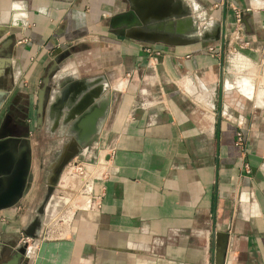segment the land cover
Wrapping results in <instances>:
<instances>
[{"label": "crops", "instance_id": "1", "mask_svg": "<svg viewBox=\"0 0 264 264\" xmlns=\"http://www.w3.org/2000/svg\"><path fill=\"white\" fill-rule=\"evenodd\" d=\"M182 1L200 20L191 41L168 44L116 32L127 0H0V43L12 36L2 107L25 98L31 130L27 185L0 209V241L32 244L27 264H264V0ZM43 77L46 104L72 91L76 110L96 79L113 99L92 137L103 171L77 187L59 175L32 237Z\"/></svg>", "mask_w": 264, "mask_h": 264}, {"label": "water", "instance_id": "2", "mask_svg": "<svg viewBox=\"0 0 264 264\" xmlns=\"http://www.w3.org/2000/svg\"><path fill=\"white\" fill-rule=\"evenodd\" d=\"M127 1V9L114 14L110 19L111 24L119 27L116 32L131 38L168 44L191 41V38H185V34L189 31L188 26L190 29H196V25L182 0ZM216 32V38L218 35H223L222 31L219 34V28ZM11 41L12 36L9 35L0 43V76L6 71L10 62L9 51L2 49ZM98 80L100 79L94 80L93 93L81 101L79 108L74 110L69 108V105H65L60 111V114L62 112L66 114L65 120L62 121L68 123L66 128L72 136L61 143L55 158L49 164L45 177V190L31 220L32 230H24L28 236L37 235L44 215V205L57 184L63 166L96 134L99 122L104 119L112 103V92L110 90L103 92L105 83ZM45 84L46 77H43L36 93L37 121L40 120ZM10 88L11 86L0 85V106ZM62 97L63 101L69 99L67 93L62 94ZM70 102L73 100L71 99ZM27 132V125L19 132L14 128L6 129L4 122L0 123V209L13 205L26 188L31 160ZM20 245L11 249L0 241V264H18L21 259L26 258L29 250L25 252L24 249L28 244L23 241Z\"/></svg>", "mask_w": 264, "mask_h": 264}, {"label": "rangeland", "instance_id": "3", "mask_svg": "<svg viewBox=\"0 0 264 264\" xmlns=\"http://www.w3.org/2000/svg\"><path fill=\"white\" fill-rule=\"evenodd\" d=\"M198 20H200V19H198V18L194 19L195 25L197 24ZM54 91H57V90H54ZM54 91L51 92V95ZM51 95H50V99H49V105L52 109L54 119L60 120V118H61V120H64V113L62 112L60 114V111L63 109V107L59 106V105L54 106V104H53L54 102H52ZM24 100L26 102L25 98H24ZM69 106H70L69 108H71L70 104H69ZM31 115H33V114L31 113ZM37 127L38 128L32 129V135H31V138L34 137V139H36V141L38 140V142L33 144L34 156H33V161H32L33 171L35 170L37 173H39V183H38L39 194H38V198L36 199V204L39 201V199L41 198V195L45 190V177H46L48 170H47V168L45 169L44 164L53 158V156L55 155L56 149H58L60 147L59 146L60 145L59 138L61 139V137H62V136H57L55 134L56 131H53L54 129L49 130L47 128V126H45L44 123L39 124V126H37ZM63 136H65V135H63ZM57 137H59V138L57 139ZM27 138L29 140L28 136H27ZM92 140H93V138L82 149H80V151H78L74 156H72V158H70L69 161L63 166V168L60 172V176H61V178H63V179L65 178V179L64 180L61 179V181L59 182L60 187H66V186L77 187V181L79 178L78 175H80V174L83 175L84 173H86L87 177H88L89 175L99 174V171H103V169H104V167H103L104 153L103 152L104 151H98L97 152L96 148L92 144V142H93ZM29 144H30V142H29ZM30 149H31V145H30ZM30 153H31V151H30ZM41 162H42V165H40ZM81 171H84V173ZM60 176H59V178H60ZM57 188H59V186H57ZM53 192H55V191H53ZM76 198L77 197L72 196L70 199L66 200V203H68L69 205L72 206L73 204L77 203V201H75ZM87 202H88V198L86 197L83 205H86V204L88 205ZM46 217H47V215L44 218L46 219ZM39 229H40V227H39ZM39 229L37 231V234L39 233ZM25 230L28 231V229H25ZM19 243H21V242H19ZM17 246H21V245L18 244ZM28 247H30L28 249L30 252L32 244H28Z\"/></svg>", "mask_w": 264, "mask_h": 264}, {"label": "flooded vegetation", "instance_id": "4", "mask_svg": "<svg viewBox=\"0 0 264 264\" xmlns=\"http://www.w3.org/2000/svg\"><path fill=\"white\" fill-rule=\"evenodd\" d=\"M46 99H47V95L45 93L43 96L40 118L47 117L49 120L48 127H50L53 120H54V116H53L52 109H51L50 105L46 104ZM0 110H1L0 111V123L4 122L6 129L14 128L16 131L21 132L22 130H24L25 125H27L28 126V132L26 133V135L28 136L30 134L31 130H30L29 121H28L29 110L27 108V105L25 104V100L24 101L22 100V102L20 104H15L13 102L8 103V105L6 107H2V104H1ZM36 116H37V113L35 111V115H34L35 122H34L33 128H38L37 127L38 125L36 124L37 123ZM57 121H58V125L53 131H56L55 134L57 136H62L61 139L59 137H57V139L59 138V143L61 145L62 142L66 141L68 138H70L72 136V133L70 131H68L66 128L68 123L63 122L61 120V118H60V120L58 119ZM63 135H65V136H63ZM59 148L56 149L55 155L53 156V158L44 164L45 169L47 168V170H48L49 164L55 158ZM30 163H31V160H30ZM40 165H42V162L40 163ZM29 167H30V165H29ZM30 224H31V221L29 222V224L27 225V227L25 229H28V230L32 229V226H30ZM27 262H28V256L26 258L21 259L18 264H27Z\"/></svg>", "mask_w": 264, "mask_h": 264}, {"label": "built area", "instance_id": "5", "mask_svg": "<svg viewBox=\"0 0 264 264\" xmlns=\"http://www.w3.org/2000/svg\"><path fill=\"white\" fill-rule=\"evenodd\" d=\"M236 18L239 19V14L238 13H236ZM244 42H246V41H244ZM209 48H211V47H209ZM144 50L147 53H149V54H159L160 53V50L159 49L154 48V47H151V46H145L144 47ZM234 143L236 145H238L239 147H243V144H242L243 143V141H242V134H241V132L239 130H237L236 133H235ZM260 158H261L262 164L264 165V148H263V150L261 152ZM243 165H244L245 168L248 169V166H247L246 163H244ZM81 172L84 173V171H81Z\"/></svg>", "mask_w": 264, "mask_h": 264}, {"label": "bare ground", "instance_id": "6", "mask_svg": "<svg viewBox=\"0 0 264 264\" xmlns=\"http://www.w3.org/2000/svg\"><path fill=\"white\" fill-rule=\"evenodd\" d=\"M72 91L69 93V94H67V96L69 97V99H68V101H67V99L65 100V101H63V97H62V99L59 101L57 98L55 99V98H53V100H52V102H54L53 104H54V106H58V103L60 102V104H62V106H65V105H67L68 103H69V101H71V99L73 100V102H70L69 104L70 105H72V103H74L75 102V100H74V98H73V95H72ZM80 102V101H79ZM64 104V105H63ZM69 111L71 110V109H68ZM72 111V110H71ZM65 117H66V114L64 115V120H65ZM30 231L32 230V229H29ZM28 230V231H29ZM30 248V247H29ZM29 248H26V249H24L25 250V252H26V250H28ZM23 249V248H22Z\"/></svg>", "mask_w": 264, "mask_h": 264}]
</instances>
